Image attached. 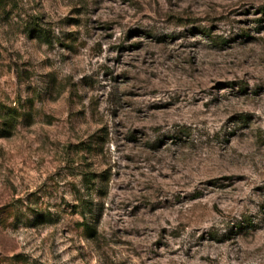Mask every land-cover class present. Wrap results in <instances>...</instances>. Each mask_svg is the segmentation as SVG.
I'll use <instances>...</instances> for the list:
<instances>
[{
  "label": "rangeland",
  "instance_id": "rangeland-1",
  "mask_svg": "<svg viewBox=\"0 0 264 264\" xmlns=\"http://www.w3.org/2000/svg\"><path fill=\"white\" fill-rule=\"evenodd\" d=\"M0 264H264V0H0Z\"/></svg>",
  "mask_w": 264,
  "mask_h": 264
},
{
  "label": "trees",
  "instance_id": "trees-1",
  "mask_svg": "<svg viewBox=\"0 0 264 264\" xmlns=\"http://www.w3.org/2000/svg\"><path fill=\"white\" fill-rule=\"evenodd\" d=\"M6 122H5V125L6 126H9L10 125V122H8V120H5Z\"/></svg>",
  "mask_w": 264,
  "mask_h": 264
}]
</instances>
